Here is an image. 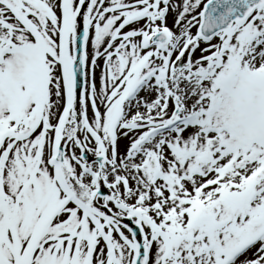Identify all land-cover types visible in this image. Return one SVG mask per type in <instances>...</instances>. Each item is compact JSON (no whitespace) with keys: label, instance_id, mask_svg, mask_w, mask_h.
I'll return each mask as SVG.
<instances>
[{"label":"snow or ice","instance_id":"snow-or-ice-1","mask_svg":"<svg viewBox=\"0 0 264 264\" xmlns=\"http://www.w3.org/2000/svg\"><path fill=\"white\" fill-rule=\"evenodd\" d=\"M0 264H264V0H0Z\"/></svg>","mask_w":264,"mask_h":264}]
</instances>
